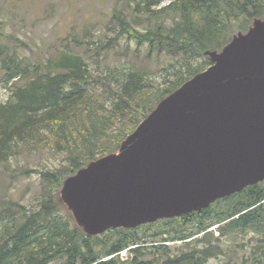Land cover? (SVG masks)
<instances>
[{
	"label": "trees",
	"instance_id": "obj_1",
	"mask_svg": "<svg viewBox=\"0 0 264 264\" xmlns=\"http://www.w3.org/2000/svg\"><path fill=\"white\" fill-rule=\"evenodd\" d=\"M133 2L110 13L115 36L100 40V47L112 48L125 37L135 43L134 53L147 45L148 60L175 59L178 68L170 64L174 71L162 83L150 81L147 69L132 61L139 55H132L112 87L94 74L88 43L76 37L62 38L45 61L34 65L0 49L3 81L10 83L9 98L0 101V162L18 145L47 141L67 162L42 172L35 210L14 201L0 204V264H207L225 250L237 251L222 244L224 237L249 232L248 253L226 264H264V181L198 211L99 235L84 233L61 201L59 188L66 177L116 151L161 99L212 63L199 61L205 50H220L235 31L245 32L264 16V0ZM110 64L105 67L112 73ZM177 241L182 244H169ZM122 250L129 252L125 259L119 256Z\"/></svg>",
	"mask_w": 264,
	"mask_h": 264
},
{
	"label": "water",
	"instance_id": "obj_2",
	"mask_svg": "<svg viewBox=\"0 0 264 264\" xmlns=\"http://www.w3.org/2000/svg\"><path fill=\"white\" fill-rule=\"evenodd\" d=\"M161 99L110 152L66 177L60 199L88 235L208 207L264 181V16Z\"/></svg>",
	"mask_w": 264,
	"mask_h": 264
},
{
	"label": "rangeland",
	"instance_id": "obj_3",
	"mask_svg": "<svg viewBox=\"0 0 264 264\" xmlns=\"http://www.w3.org/2000/svg\"><path fill=\"white\" fill-rule=\"evenodd\" d=\"M170 1L161 0L159 6ZM127 2L131 5L135 3L133 0H0V49L8 55L14 53L34 65L45 61L59 47L62 38L70 40L76 37L88 43L86 55L94 60L91 65L94 74L106 79L112 87L124 73L132 55H139L138 59L132 61L147 69L150 81L162 83L168 73H173L170 64H175V59L153 56L148 60V46L143 45L134 53L135 43L125 37H120L112 48L100 47V40L107 41L115 36V30L109 29L110 13L114 8H122ZM4 53L0 57V101L3 102L10 96V83L5 84L3 81L1 58L5 56ZM203 60L211 62L205 55L199 59ZM99 61L101 63L97 65ZM107 63H111L112 73L106 69ZM175 66L178 68V64ZM23 82V79H17L18 84ZM33 144L18 145L14 155L0 162V204L4 200L14 201L27 210H35L42 197V172L53 171L67 164L65 154L48 147V141ZM252 237V232L224 237L222 244L225 247L235 246L237 251L231 253L225 250L224 254L209 258L207 264L240 260L242 255L248 253ZM242 243H245L243 248L235 245ZM169 244L179 246L182 243L177 241ZM128 254L127 250H123L119 256L125 259Z\"/></svg>",
	"mask_w": 264,
	"mask_h": 264
}]
</instances>
